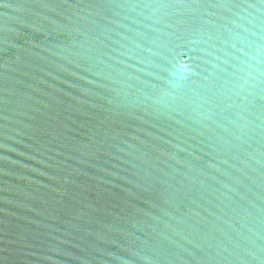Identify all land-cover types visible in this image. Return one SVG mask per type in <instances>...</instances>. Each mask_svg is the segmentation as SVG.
Masks as SVG:
<instances>
[{
    "label": "water",
    "instance_id": "1",
    "mask_svg": "<svg viewBox=\"0 0 264 264\" xmlns=\"http://www.w3.org/2000/svg\"><path fill=\"white\" fill-rule=\"evenodd\" d=\"M0 264H264V0H0Z\"/></svg>",
    "mask_w": 264,
    "mask_h": 264
}]
</instances>
